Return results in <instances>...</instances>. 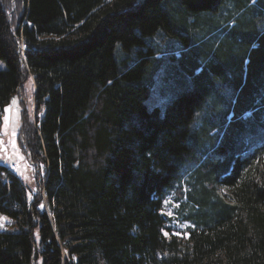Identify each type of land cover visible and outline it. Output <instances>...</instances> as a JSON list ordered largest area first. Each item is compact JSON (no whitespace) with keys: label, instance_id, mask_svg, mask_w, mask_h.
<instances>
[{"label":"trees","instance_id":"trees-1","mask_svg":"<svg viewBox=\"0 0 264 264\" xmlns=\"http://www.w3.org/2000/svg\"><path fill=\"white\" fill-rule=\"evenodd\" d=\"M228 1L0 0V111L22 104L44 190L0 163V264H264V138L242 148L264 132V0ZM160 29L184 38L187 73L162 110L147 105Z\"/></svg>","mask_w":264,"mask_h":264},{"label":"rangeland","instance_id":"rangeland-1","mask_svg":"<svg viewBox=\"0 0 264 264\" xmlns=\"http://www.w3.org/2000/svg\"><path fill=\"white\" fill-rule=\"evenodd\" d=\"M223 3L229 5L228 0H224ZM13 4V3H12ZM231 5H234L232 2ZM250 8H261L259 3L250 5ZM221 9L220 11H224ZM12 12L10 10L9 14ZM221 17V14L215 16V18ZM243 16H238L235 23L239 21V18ZM248 21V18H246ZM260 21V20H259ZM229 23V22H228ZM227 23V25H228ZM223 25V23H222ZM240 28H243L244 22L239 23ZM257 27L260 28L258 24ZM177 30L180 34L184 35V29L182 27H177ZM224 34L218 33L208 41V43L213 46L214 49L222 42H225ZM207 41V40H205ZM149 46L153 47L158 54L152 60L149 70L151 71V92L150 99L148 98L147 105L150 108L153 105L159 107L162 110V106L179 90L184 88V82L186 83V71H184V38L168 36L163 30H158L154 38L148 40ZM207 43L201 45L204 46ZM23 49V48H22ZM120 46L116 45V50H119ZM0 66H3V63L0 62ZM0 67V68H2ZM199 72L196 71L194 76ZM189 83L192 81L193 76L189 75ZM185 80V81H184ZM32 93L31 84L27 81L24 85L23 94L25 95L24 104L29 113L28 119L33 122L34 112H33V102L30 97ZM22 95V93H21ZM22 104L19 100L15 101L13 99L8 105L4 107V112L1 115L0 119V163L9 167L11 164H15V169L12 171L18 175V178L21 179L23 185L27 187L28 196L32 197L35 194H41L43 196L42 185L40 180L37 178L42 176L43 170L39 168L36 162L32 161L27 150L26 155L21 149V141H18V135L20 132L21 126V109ZM7 109V111H5ZM250 119H253L250 118ZM257 127L251 126L250 137L245 141V145L242 148H247L250 152L255 143L264 138V132H257L260 125L255 124ZM256 129V130H255ZM216 133V132H215ZM24 144V141H22ZM211 145L209 143L208 147ZM25 146V145H24ZM40 178V177H39ZM183 191H187V184L184 182L182 186ZM46 196V195H45ZM176 193L170 192L164 198L161 207V213L165 217L169 218L167 222L171 228V234H175L178 237H183L186 235V229L188 222L185 220V216L188 212V207L183 206L184 198L181 200L176 199ZM44 198V197H43ZM41 200L39 206L43 209L45 208V200ZM46 209V208H45ZM47 210V209H46ZM6 219L0 215V231L5 229Z\"/></svg>","mask_w":264,"mask_h":264},{"label":"built area","instance_id":"built-area-1","mask_svg":"<svg viewBox=\"0 0 264 264\" xmlns=\"http://www.w3.org/2000/svg\"><path fill=\"white\" fill-rule=\"evenodd\" d=\"M15 166H16L15 164H11L9 167H7L8 168L7 170H11L12 171L13 169H15ZM10 224H11V221H7L6 222V226H9Z\"/></svg>","mask_w":264,"mask_h":264},{"label":"bare ground","instance_id":"bare-ground-1","mask_svg":"<svg viewBox=\"0 0 264 264\" xmlns=\"http://www.w3.org/2000/svg\"><path fill=\"white\" fill-rule=\"evenodd\" d=\"M12 99H14V96H12ZM2 111H0V119H1V115H2ZM44 191V190H43ZM224 207V206H223ZM227 209V208H226ZM221 212V211H220ZM218 214V213H217Z\"/></svg>","mask_w":264,"mask_h":264},{"label":"snow or ice","instance_id":"snow-or-ice-1","mask_svg":"<svg viewBox=\"0 0 264 264\" xmlns=\"http://www.w3.org/2000/svg\"><path fill=\"white\" fill-rule=\"evenodd\" d=\"M5 111H7V109Z\"/></svg>","mask_w":264,"mask_h":264}]
</instances>
